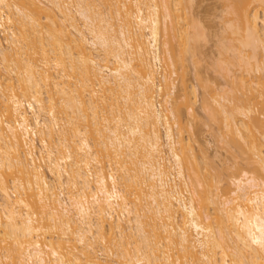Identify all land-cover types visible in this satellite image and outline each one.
Here are the masks:
<instances>
[{"label":"bare ground","instance_id":"1","mask_svg":"<svg viewBox=\"0 0 264 264\" xmlns=\"http://www.w3.org/2000/svg\"><path fill=\"white\" fill-rule=\"evenodd\" d=\"M203 1L0 0V264H264V0Z\"/></svg>","mask_w":264,"mask_h":264},{"label":"rangeland","instance_id":"2","mask_svg":"<svg viewBox=\"0 0 264 264\" xmlns=\"http://www.w3.org/2000/svg\"><path fill=\"white\" fill-rule=\"evenodd\" d=\"M211 2V0H204L203 1V3L201 4V6H205V5H207L208 3H210ZM213 42H209L208 43V45H209V48L210 49H215V47L213 46ZM208 72L210 73L211 71L208 69ZM188 77H190L189 78V80H190V82L191 81H193L194 82V80H193V77H192V73H189V75H188ZM199 100V99H198ZM196 101V103H195V105H199V101ZM197 106H195L196 107V109H197V114H198V117L195 119V123L197 124V125H199V124H201L202 122H200L201 120L203 121V122H208V120H207V118H206V116H205V113L199 108V106H198V108H197ZM200 122V123H199ZM207 125V124H206ZM205 125V123L204 124H201L200 126H197V128H198V130H199V138H203V139H199V143L198 142H196L195 143V148L196 149H198L199 150V148L201 147H204L203 146V144L206 146V148H207V151L208 152H212V148H213V146H214V144L213 143H208V139H211V134H210V132H211V129L208 127V126H206ZM201 142V143H200ZM202 145V146H201Z\"/></svg>","mask_w":264,"mask_h":264},{"label":"snow or ice","instance_id":"3","mask_svg":"<svg viewBox=\"0 0 264 264\" xmlns=\"http://www.w3.org/2000/svg\"><path fill=\"white\" fill-rule=\"evenodd\" d=\"M254 242L261 243L262 245H264V241H254Z\"/></svg>","mask_w":264,"mask_h":264}]
</instances>
